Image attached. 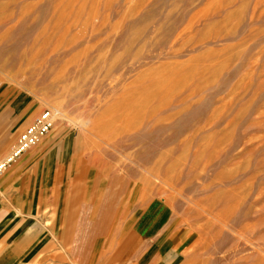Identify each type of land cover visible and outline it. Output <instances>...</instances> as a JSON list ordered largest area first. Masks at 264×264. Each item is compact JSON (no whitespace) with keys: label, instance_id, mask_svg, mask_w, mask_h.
<instances>
[{"label":"rangeland","instance_id":"374dc122","mask_svg":"<svg viewBox=\"0 0 264 264\" xmlns=\"http://www.w3.org/2000/svg\"><path fill=\"white\" fill-rule=\"evenodd\" d=\"M47 108L74 247L161 205L165 263L264 264V0H0V161Z\"/></svg>","mask_w":264,"mask_h":264},{"label":"crops","instance_id":"0c3cea01","mask_svg":"<svg viewBox=\"0 0 264 264\" xmlns=\"http://www.w3.org/2000/svg\"><path fill=\"white\" fill-rule=\"evenodd\" d=\"M7 143L8 140L0 143V157L6 153ZM52 156L45 169L34 168L35 163L31 166L32 159L28 158L0 176V264H168L163 261L166 242L157 243L167 223L161 205L149 206L140 214L133 210L125 222L120 212L115 224L119 226L113 227L115 241L118 234H123L119 237L122 242L118 249L107 248L108 251L105 233H97L103 227L106 232L105 227L111 224L109 216L101 217L103 221L100 218L90 230L97 235L93 236L92 246L90 238H82L85 243L82 242L81 248L74 247L69 217L60 216L58 212L64 193L68 192L63 183L65 175L56 165L52 168L51 161L57 163L56 153ZM77 204L78 209L82 207V202L77 201ZM130 208L136 209V206ZM106 234L110 236L111 232ZM101 237L104 242L97 246Z\"/></svg>","mask_w":264,"mask_h":264},{"label":"built area","instance_id":"2783aa9c","mask_svg":"<svg viewBox=\"0 0 264 264\" xmlns=\"http://www.w3.org/2000/svg\"><path fill=\"white\" fill-rule=\"evenodd\" d=\"M60 112L47 108L38 114L20 133L10 152L0 161V176L6 173L22 156L36 147L51 132Z\"/></svg>","mask_w":264,"mask_h":264}]
</instances>
